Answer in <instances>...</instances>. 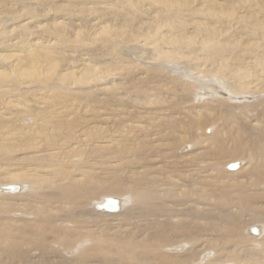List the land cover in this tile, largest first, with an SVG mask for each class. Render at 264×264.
I'll return each mask as SVG.
<instances>
[{
    "label": "bare ground",
    "instance_id": "bare-ground-1",
    "mask_svg": "<svg viewBox=\"0 0 264 264\" xmlns=\"http://www.w3.org/2000/svg\"><path fill=\"white\" fill-rule=\"evenodd\" d=\"M3 1L0 0V99L2 95H8L9 99L5 100V97L1 103L5 112L0 109V201H2L0 204L15 209L11 211L14 216L15 214L23 216L24 214L37 213L34 216L35 222H28L24 226L27 232L32 235L31 249L40 246L43 239L48 237L51 227H55L51 239L56 247L50 253L57 260L55 262L53 259L54 262H52L47 258L50 260L49 264H144L148 261L151 262L152 259H156L153 264H189L196 261L199 255L204 257L207 251L206 247L213 249L211 256L215 259L210 260L209 258L204 264L264 263L263 257L260 260L257 258L264 254V119L262 120L264 116L259 115L261 111L258 109V106L264 104V101L243 100L249 98L248 96L264 93V0H152L153 7L156 8L153 12L162 13L170 27L179 24V29L177 34L166 35L167 38H164L166 44L170 45L169 48H166L167 46L163 48L164 46L162 47L160 43H155L148 45L151 47L144 46V51L152 50L154 54L151 59L155 62H160L162 57L170 60L177 58V61L183 65L180 69L181 72L187 77L184 78L185 81H181V85H183L181 89L192 90V94L188 98L192 102L186 100L188 104L183 107L187 108V112L190 109L188 113L192 114L189 115L185 112L190 118L187 124L188 135H181L178 141L177 129L183 125L181 124L182 120L179 121L180 119L178 118V120L177 117L175 119L178 121L166 124L168 118L166 122L161 123L163 115L153 116L151 114L148 117L151 123L146 125L139 123L140 120H134L131 115H128L131 120L127 123L124 122V119L123 121L117 119L119 123H116L115 119L108 121L106 118H100V113H98L99 115L87 114V116L81 112L84 116L78 115V113L76 115L73 111L61 109L62 105L68 107L71 103H61L60 101L46 100L50 105L42 107H48L50 110L42 109L38 114L33 113L32 108L27 107L28 105L25 107L24 99L27 98L28 92L34 93L33 97L37 96L35 92L38 91L41 92V97L50 93L46 94L48 90H51L46 87L47 81L52 80L50 83L54 81L55 84L58 79V82L60 81L66 88L75 85V89H83L84 84L83 87L77 85L85 83L88 77L91 79L93 76L91 72L93 71L95 75L97 68L94 71L92 68L95 66L84 64L83 57L80 59L82 62L74 60L68 64L67 68L65 66L68 71L64 73L62 72L65 69L58 68L56 58L61 52L58 50L62 48L60 44L64 42L66 35L63 21L57 19L52 23L48 22L51 23L48 24L39 19L43 10L41 7H45V4L49 5L51 0H12L11 4L7 2L11 7H4L2 10ZM56 2L52 4L59 6V2ZM86 2L87 0L73 1L74 5L86 4ZM95 2L99 5H115V0ZM135 2L142 1L126 0L129 8H135L133 7ZM89 3L92 4V0H89ZM80 6L82 5L80 4ZM82 8L86 10L85 5ZM83 14L81 13V15ZM81 15L80 17H82ZM188 16L192 17V28L190 27V31H185L184 34L181 32L186 28V17ZM195 17L198 23L204 27H198L193 19ZM109 23L111 24V22ZM98 24L93 21L90 26L98 28L100 34L106 32L104 26ZM194 29L203 34L194 35ZM157 33L159 32L154 30L155 37ZM191 39H197L195 43L199 42L201 53L205 54L206 58L197 53L188 52L190 43L194 42ZM157 41H160L158 37ZM144 54L145 52L140 55ZM207 59L210 61L205 62ZM189 63L193 65H189ZM100 72L98 73L101 74ZM217 73L219 75L216 77L226 83H222L221 89L213 84L214 89L221 90L226 99L208 97L204 91L206 89L198 88L203 85L201 80L209 79ZM168 74L167 76L170 77ZM95 80L92 79L93 83ZM100 80L97 81L101 83ZM93 83L92 85H94ZM20 84L26 87L18 88ZM62 84L61 86H63ZM88 86L87 90L91 87L89 84ZM57 87L60 86L57 85ZM14 90L21 91L18 94L21 100L19 98V100L11 99ZM67 93L63 95H68ZM83 93L85 92L83 91ZM91 94L86 93L85 96ZM106 94L105 96L110 95ZM143 94L138 95L140 97ZM69 95L71 94L69 93ZM74 95L78 97L77 93ZM88 98L92 99L90 96ZM113 98L115 97H109L110 100ZM84 99L87 98L83 97ZM148 99L149 97H147ZM236 99H241V101L234 104L233 100ZM138 100L139 103L140 100ZM99 101L102 100L99 99ZM169 102L171 103V101ZM78 103L80 104V101ZM174 103L172 102V106L176 105H173ZM149 105L151 106V104ZM17 106L19 108L23 106L24 111L14 108ZM53 106L55 108L52 109ZM86 106L84 108H87ZM197 107L199 109H196ZM73 108L77 109L78 107L74 106ZM170 108L172 110V107ZM201 108L204 109L201 110ZM216 108L218 109L216 110ZM69 110L73 109L69 108ZM91 110L89 109V111ZM142 112L144 113V111ZM164 113L162 112V114ZM220 113H222L221 117ZM213 114H217V120ZM169 117L173 118L170 115ZM25 120L27 124H22V121L25 123ZM103 120L107 122H102ZM210 121L216 122L213 132L209 134L199 132L202 125H206ZM101 122L104 123V126L100 125ZM219 123H221V128ZM218 129L221 132V137L214 136V132ZM228 143L231 144L228 150L230 154H227L230 159L243 158L245 161L241 165L238 162L236 169L226 168L227 171H233L224 172L218 165L225 152H222L219 157L216 156V163L208 162V157L210 148H219L220 151H224ZM200 148H204V150L195 152ZM24 150L28 151L24 153ZM177 150L185 154L181 166L195 165L196 170V172L191 171L185 176L187 180L184 186L187 192L183 194L182 200H186L190 205L182 211L180 205H183L184 202H179L181 199L177 198V189L173 188L177 186V157H180L177 155ZM187 150L189 151L183 152ZM201 160H204L205 164L211 165L210 168L217 173L212 176L215 179L211 180L215 183L206 178L199 183L192 181L191 178L194 175L193 180L197 177L207 176L199 168ZM160 161L163 162V167L156 165ZM12 162H18L19 167L10 165ZM124 163L128 164L125 166L126 173L121 169V165ZM9 165L16 168H11ZM129 165L135 169L131 170ZM147 166L154 168L146 170ZM104 172L112 179L103 178ZM144 173L150 175L148 181L141 178ZM130 175L136 176L132 178ZM226 176H231L232 180L229 182L230 179ZM206 181L208 183H202ZM9 183L16 185L17 189L12 192L1 188ZM216 183L218 185L215 186ZM179 184L181 183L179 182ZM45 188L48 190L44 191ZM103 194L109 196H103ZM41 197H46V201L38 207L37 203L40 202L37 200ZM105 197L118 199L119 205L122 207H119L120 210L117 212L102 210L101 213H111L110 215L113 216L110 218H105L106 215L95 209V205L102 203ZM98 198L100 201L97 202ZM20 200L22 203H18ZM164 201L167 206L163 204ZM122 202L127 203L128 206L125 205L126 207L123 208ZM91 210L95 212H91ZM17 221L12 223L5 221L6 225L0 224V264H22L31 259L30 257L24 259L23 256L18 255L16 241L21 230L15 227L20 228L22 224H18ZM64 221H68L76 230L88 225L97 229L95 233L80 234L82 237L89 235L91 240L88 248L76 250L75 256L55 255V251L62 252V250L73 248L76 241L81 239L80 236H77L78 232L75 229L59 227V224ZM242 223V226L247 223H258L261 226H249L248 232L255 237L239 240L238 230L239 227L242 228ZM190 225L194 227L192 233L189 229ZM252 227L257 229V234L250 232ZM230 229L235 233L236 243H233L231 239L224 238ZM84 239L86 238H82V240ZM184 239L187 241V248L184 251L185 258L180 254L162 251ZM224 239L226 244L223 242ZM200 240L205 242L202 243L205 246L204 249L197 245ZM253 244L260 245L262 251L257 253L262 254L261 256L251 250ZM40 248L44 253L45 249L41 246ZM181 248L177 247L176 251ZM198 249H203V251ZM222 252L225 254L222 255ZM5 254L8 256L6 262L1 258ZM210 261L212 262L210 263ZM31 264L39 263L36 261ZM40 264L44 263L41 261Z\"/></svg>",
    "mask_w": 264,
    "mask_h": 264
},
{
    "label": "rangeland",
    "instance_id": "rangeland-1",
    "mask_svg": "<svg viewBox=\"0 0 264 264\" xmlns=\"http://www.w3.org/2000/svg\"><path fill=\"white\" fill-rule=\"evenodd\" d=\"M4 1H6L4 3ZM3 3H2V7L1 9L3 10L4 7H7V8H10L11 6L7 4V2H9L11 4V1L12 0H4ZM57 1V2H56ZM74 0H54V2L58 3L59 2V6H55L53 5L52 3L53 0L50 1L49 5L45 4V7H41L43 8L42 10V15H40L39 19L42 20V22H45V23H48V22H51L52 21H55L57 19L59 20H62L63 21V27H65V40H64V44L61 43V49L58 50L60 53H58L57 55V65H58V68L59 67H62L61 69H65L62 73H64L65 71H68L66 68L68 66V64L71 62V61H81L80 59L83 57L82 61H84L83 63L84 64H89L90 66H95L92 68V70H96L97 68V71H95V75H94V72L92 71V75L91 76V79L88 77V79L85 80V83H82L81 85H77V86H81L84 88L83 89H75L74 86H69L68 88L64 87V85L62 83H60V81L58 82V79L56 80L55 84L52 82L50 83V81L52 80H49L47 81L45 84H46V87L47 88H50L51 90H48V92L46 94H48L49 92V96L48 95H45L43 97H41V92L38 91V92H35V95H37L36 97H33V94L34 93H31L28 92L26 95H27V98L24 99V102H25V107L26 105H28L27 107L29 109L32 108V112L35 113V114H38L42 109L44 110H50L48 107L47 108H43L44 106L43 105H47L50 103H48L46 100H51V101H55V102H61V103H67V104H73V105H68V107H66L65 105H62L61 106V109L63 110H66L67 111H73V113H75L77 115H82V113L84 114H88V115H91L94 113L95 114H98L100 113V118L102 117L103 119L106 118V120L108 121H112V119H115L116 123H119V121L117 119H120L123 121L124 119V122L127 123L130 122V118L131 117H134V120H140L141 122L139 123H142V124H146V125H150V121L148 120V117H150V115L152 114L153 116H161L163 115V119L161 118V123H163V121H167L166 124H172V122L175 120L178 119L179 121L182 120V127L181 128H178L177 129V141L180 140V136L185 134V135H188V131H189V128L187 127V124H188V120L190 119L188 116L189 115H192V114H189V110L188 109V112H187V108H183V107H186L185 105L188 104L187 101L189 102H192L191 100H189V96H191L192 94V90L191 89H181L183 88V85H181V81H185L184 78H187L185 75H183V73L181 72V66H183L181 63H179L177 61V58L176 59H173V60H170V59H166L164 57L161 58L160 62H155L153 61L151 58L153 57V54L154 52H152V50H145L144 51V46L145 47H151V46H148V45H153L155 43H160V45H162L163 48H169L170 45L167 43L166 44V41L164 40V38L167 36L166 35H170V34H177L178 32V29H179V24H177V26L175 27H170L164 17V15L162 13H156V12H153L154 9H156L155 7H153V4H152V0H137V1H145L144 3L140 2V3H134L135 8H129L130 6H128V4L126 3V0H115V5L112 4V5H107V4H104V5H99V3H96L95 1H99V0H95L93 1L92 0V4L89 3V0H87L86 4L84 3H79L77 6L74 5L73 3ZM121 1V2H120ZM123 1V2H122ZM147 1V2H146ZM120 3V4H119ZM80 4L82 6H80ZM94 4V5H93ZM127 4V5H126ZM86 7V10H84L82 7ZM121 5H123L124 7H122ZM65 6L64 8H61ZM80 6V7H79ZM90 6V7H88ZM121 8H120V7ZM151 8H150V7ZM92 7V8H91ZM96 7V8H95ZM137 7V8H136ZM146 7V8H145ZM81 10H80V9ZM148 8V9H147ZM96 9V10H95ZM120 10L119 12L117 10ZM150 9V10H149ZM45 10V11H44ZM53 10V11H52ZM76 10V11H75ZM83 10V12H81ZM134 10V11H133ZM136 10V12H135ZM145 10V11H144ZM95 11V12H94ZM103 11V12H102ZM138 11V12H137ZM140 11V12H139ZM47 12V13H46ZM76 14H75V13ZM83 15H81V13ZM86 12V13H85ZM105 12V13H104ZM130 12V13H129ZM143 14H142V13ZM149 12V13H148ZM107 13V14H106ZM124 13V14H123ZM141 13V14H140ZM154 13V14H153ZM82 17H80V15ZM90 14V15H88ZM94 14V15H93ZM121 14V15H120ZM129 14V15H128ZM135 14V15H134ZM140 14V15H139ZM153 14V15H152ZM88 15V16H87ZM116 15V16H115ZM125 17H124V16ZM163 15V16H162ZM47 16V17H46ZM84 16V17H83ZM118 16V17H117ZM138 16V17H137ZM144 18H143V17ZM151 18H149V17ZM156 16V17H155ZM86 17V18H85ZM89 17V18H88ZM123 17V18H121ZM160 17V18H159ZM45 18V19H44ZM56 18V19H55ZM91 18H94V20H91ZM114 18V19H113ZM119 18V19H118ZM126 18V19H125ZM153 18H155L153 20ZM187 18V22L185 24L186 28L185 29H182V32L181 33H184L185 34V31L187 32L190 27L192 28V17H186ZM125 19V20H124ZM147 19V20H146ZM149 19V20H148ZM152 21H151V20ZM160 19V20H159ZM195 19V22L196 24H198V27L201 26L198 21H197V18H193ZM49 20V21H48ZM158 20V21H157ZM162 20V21H161ZM97 22L99 23L100 25L104 26V29L106 32H103V34H100L99 32V29L97 28H92L90 26V23L91 22ZM108 21V22H107ZM124 21V22H123ZM144 21V22H143ZM146 21V22H145ZM149 21V22H147ZM90 22V23H89ZM111 22V24L109 23ZM51 23H48V24H51ZM89 23V24H88ZM150 23H153V24H150ZM76 24V25H75ZM78 24V25H77ZM98 24V25H99ZM106 24V25H105ZM128 24V25H127ZM147 24V25H146ZM158 24V25H157ZM162 24V25H161ZM53 26V25H52ZM160 26V27H159ZM139 27V28H138ZM141 27V28H140ZM201 27H204V26H201ZM82 29V30H81ZM149 29V30H148ZM197 29V28H196ZM194 29L193 30V34L194 35H201L203 33H200V32H197V30ZM84 30V31H83ZM154 30L159 32L156 34V37L154 36ZM165 30V31H164ZM171 30V31H170ZM135 31V33H134ZM190 31V30H189ZM188 31V32H189ZM83 32V33H82ZM128 34H127V33ZM139 34H137V33ZM141 32V33H140ZM113 33H115V35H113ZM131 33V34H130ZM134 33V35H133ZM146 33V34H145ZM89 34V35H88ZM97 34V35H96ZM111 34V35H110ZM142 34V35H141ZM147 34H148V37H147ZM3 35V34H2ZM122 35V36H121ZM125 35V36H124ZM150 35V36H149ZM165 35V36H164ZM104 36H108L110 38H105ZM135 36V38H134ZM104 37V38H103ZM152 37V38H151ZM157 37L159 38L160 41H157ZM163 39H162V38ZM118 38V39H116ZM146 38V39H145ZM150 38V39H149ZM156 38V39H155ZM165 38V39H166ZM243 38V37H242ZM113 39V41H112ZM162 39V40H161ZM124 40H126L125 42H123ZM151 40H153V42H151ZM156 40V42H155ZM192 41L194 42H191L190 43V47H189V51L188 52H193V53H197L199 54L200 56H204L206 58V55L201 53V49H200V46H199V42L197 41V43H195V41L197 40H193L191 39ZM117 41V42H116ZM165 41V43H164ZM83 42V43H82ZM133 42V43H132ZM142 42V43H141ZM147 43L146 45L144 43ZM128 44V45H127ZM142 44V45H141ZM104 45V46H103ZM120 45V46H119ZM119 46V47H118ZM195 47V48H194ZM112 48V49H111ZM105 50V51H104ZM107 51V52H106ZM111 51H113L111 53ZM91 52V54H89ZM109 52V53H108ZM143 52H145V54L147 55H140L142 54ZM149 52V53H147ZM96 53V54H94ZM83 54V55H81ZM110 54V55H109ZM151 54V55H150ZM62 55V56H61ZM120 56V57H119ZM140 56V57H138ZM74 57V58H73ZM113 57V58H112ZM119 57V58H118ZM181 57V56H180ZM106 58V59H105ZM164 58V59H163ZM71 59V60H70ZM134 59V60H132ZM103 60V61H102ZM145 60V61H144ZM64 63H62V62ZM81 61V62H82ZM114 61V62H113ZM126 61V62H125ZM169 61V62H167ZM210 61L209 59H207L205 62H208ZM106 62V63H104ZM137 62V64H136ZM171 62V64H170ZM187 62V61H185ZM60 65H59V64ZM63 65H62V64ZM67 63V64H66ZM96 63V64H95ZM122 63V64H121ZM165 63V64H164ZM144 64H146L144 66ZM164 64V65H163ZM192 63H189V65H191ZM155 65V66H154ZM193 65V64H192ZM66 66V68H65ZM98 66V67H97ZM132 66V67H130ZM163 66V67H162ZM125 67V68H124ZM130 67V68H129ZM142 67V68H141ZM150 67V68H149ZM140 68V69H139ZM60 69V68H59ZM126 69V70H125ZM138 69V70H137ZM146 70V71H145ZM101 71V72H100ZM132 71V72H131ZM98 72H100L101 74H99ZM130 72V74H129ZM134 72V73H133ZM144 72V74H143ZM146 72V73H145ZM174 72V73H173ZM133 73V74H132ZM169 73V74H168ZM172 73V74H170ZM99 74V75H98ZM142 74V75H141ZM167 74L170 76L168 77ZM140 75V76H139ZM144 75V78H142ZM175 75V76H174ZM219 74H214L212 75L209 79H203L201 80L202 84L203 85H200L198 86L199 89H206L204 90L205 91V94L208 96V97H213V98H216V97H219V98H224L226 99V97L224 96V93L221 91V90H215L214 89V85H216V87L218 89H221V85L222 83H226V81L222 80L221 78H217L216 76H218ZM100 76V77H99ZM138 76V77H137ZM174 76V77H173ZM177 76V77H176ZM94 77V78H93ZM104 77V78H103ZM183 77V78H182ZM140 78V79H138ZM148 78V79H147ZM181 78V79H180ZM95 80V83H93ZM101 79V83L98 82L97 80ZM117 79V80H115ZM134 79V80H133ZM144 79V80H143ZM175 79V80H174ZM90 80V81H89ZM176 82H174V81ZM88 83H87V82ZM112 82V83H109V82ZM114 81V82H113ZM119 81V82H118ZM140 81V82H139ZM143 83H142V82ZM170 81V82H169ZM60 83V84H59ZM92 83L95 85H92ZM100 85H99V84ZM104 83V84H103ZM195 83V82H194ZM207 83V84H206ZM53 84V85H52ZM61 84L63 86H61ZM84 84V85H83ZM88 84L91 86L88 90H87V87ZM103 87H102V85ZM146 85V86H143V85ZM214 84V85H213ZM23 84H20V86L18 88H24L26 87L25 85ZM51 85V86H50ZM55 85V87H54ZM57 85H59L60 87H57ZM83 85V86H82ZM87 85V86H86ZM99 85V86H98ZM49 86V87H48ZM86 86V88H85ZM98 86V87H96ZM107 86V87H106ZM181 86V87H180ZM53 87L55 88L53 90ZM74 87V88H73ZM110 87V88H109ZM202 87V88H201ZM14 88V87H13ZM61 88V89H59ZM94 88V89H93ZM100 88H104L103 90L101 89L100 91ZM59 89V90H58ZM151 89V90H150ZM213 89V90H212ZM73 90V91H72ZM76 90V91H75ZM81 90V91H79ZM91 90V91H90ZM96 92H94V91ZM100 92L98 93L97 92ZM111 90V91H109ZM174 90H176L174 92ZM56 91V92H55ZM58 91V92H57ZM60 91V92H59ZM61 91H62V95H61ZM68 93H67V92ZM83 91L85 93H83ZM149 91V92H148ZM208 91V93H207ZM215 91V92H214ZM19 92H21L20 90H14L12 91V96H11V99L13 98V100L17 99L19 100L20 98L18 97V94H20ZM53 92V93H52ZM65 92V93H64ZM82 92V94H81ZM104 94H103V93ZM145 92V93H144ZM155 92V93H154ZM177 92V93H176ZM209 92H212V93H209ZM68 94L69 93L72 95H63V94ZM78 95V97H76V94ZM90 94L92 93L91 95H86L85 94ZM110 94L109 96H105V94ZM141 93L144 95L140 96ZM146 93H150L149 95L146 94ZM153 93V94H152ZM160 95H159V94ZM84 94V96H83ZM95 94V95H94ZM106 94V95H107ZM116 94V95H115ZM139 94V95H138ZM31 95V96H30ZM113 95V96H112ZM115 95V96H114ZM17 98H15V97ZM23 96V95H22ZM39 96V98H38ZM52 96V97H51ZM64 96V97H63ZM92 97V99L88 98V97ZM99 96V98H98ZM105 96V97H104ZM152 96H154V98H152ZM161 96V97H160ZM174 96V97H172ZM184 96H186L185 98H183ZM6 97V98H5ZM7 96L5 95H2L1 97V102H0V109L4 110L3 108V105L1 104L3 101H4V98L5 100L6 99H9L7 98ZM31 97H33V99H31ZM41 97V98H40ZM48 97V99H47ZM69 97V99H68ZM75 97V98H74ZM83 97L87 98V99H84L83 100ZM102 97V98H101ZM104 97V98H103ZM112 98V97H115L113 99H109ZM147 97H149L148 100H154V101H148L147 100ZM249 98H245L243 100H247V101H261L263 102L264 101V93L260 94V95H251V96H248ZM3 98V99H2ZM19 98V99H18ZM56 98V99H55ZM82 98V99H81ZM160 98V99H158ZM177 98V99H176ZM39 99V100H38ZM64 101H61L63 100ZM75 100V101H71V100ZM99 99H101L102 101H99ZM115 99V100H114ZM140 100V102L138 103L137 100ZM142 99V100H141ZM146 99V100H145ZM169 99V100H168ZM176 101L174 103L173 100ZM21 100V99H20ZM86 100V101H85ZM138 100V101H139ZM145 100V101H143ZM187 100V101H186ZM80 101V104L78 103ZM134 103H132V102ZM165 103H164V102ZM168 101H171V103L169 104ZM241 101V99H236V100H233V103L234 104H238L239 102ZM43 102H45L46 104H44ZM91 102V103H89ZM94 102V103H93ZM117 102V103H116ZM142 102V103H141ZM144 102V103H143ZM149 102V103H148ZM153 102V103H152ZM157 105H155L156 103ZM162 102V103H161ZM172 102L174 103L173 105L175 106H172ZM183 102H185L183 104ZM198 103H200V101H197ZM78 103V104H76ZM82 103H85V104H82ZM86 103H87V106H86ZM89 103V104H88ZM91 104V106H90ZM148 107H147V105ZM151 104V106L149 105ZM152 104H154L152 106ZM159 104V105H158ZM162 107H161V105ZM164 104H169L167 106H165ZM183 104V105H182ZM205 103L203 102V105ZM20 105V104H19ZM22 105V104H21ZM61 105V104H60ZM80 105V106H79ZM87 108H84L85 106ZM89 105V106H88ZM93 105V106H92ZM95 105V106H94ZM117 105V106H116ZM120 105V106H119ZM164 105V107H163ZM182 105V106H181ZM43 106V107H42ZM72 106V107H70ZM75 106V108L78 109H74L73 107ZM77 106V107H76ZM84 106V107H83ZM142 109H141V107ZM160 106V107H158ZM35 107H37V111L36 109L33 110ZM84 108L83 110L87 113H85L82 108ZM146 107V108H145ZM166 107V108H165ZM168 107V108H167ZM172 107V111L171 108ZM178 107V108H177ZM190 107V106H188ZM200 107V106H199ZM199 107H197L196 109H199ZM215 107V106H214ZM16 108L17 110H20L21 111H24V107L23 106H17V107H14ZM55 108L54 106L52 107V109ZM70 109H73V110H69ZM159 108V109H158ZM163 110H161V109ZM174 108V109H173ZM177 108V109H176ZM23 109V110H22ZM89 109L91 111H89ZM111 109V110H110ZM157 109V110H155ZM165 109H169L168 113L167 111H165ZM195 109V110H196ZM204 109V108H203ZM201 108V110H203ZM218 108H216L217 110ZM258 109L261 111V113L259 115L261 116H264V104H260L258 106ZM151 110V111H150ZM179 110V111H178ZM1 111V110H0ZM75 111V112H74ZM129 111V112H128ZM144 111V113L142 112ZM146 111V112H145ZM156 111V112H154ZM157 111H159L158 114ZM165 114H162V112ZM172 111V112H171ZM177 111V112H175ZM183 111V113H182ZM5 112V110L3 111ZM80 112V114H79ZM82 112V113H81ZM132 112V113H130ZM150 112V113H149ZM177 113L176 115H173L175 113ZM180 114H179V113ZM189 114V115H186V113ZM218 112V111H216ZM129 113V114H128ZM156 113V114H155ZM170 113V114H169ZM145 116V117H143ZM149 114V115H148ZM168 114V116H167ZM183 114V115H181ZM87 115V116H88ZM99 115V114H98ZM131 115V117L129 116ZM169 115L173 118H170ZM185 115V116H184ZM215 115V114H213ZM217 115V114H216ZM215 115V118L216 120L218 119ZM222 113H220V117H221ZM84 116V115H82ZM175 116V117H174ZM187 116V118H186ZM121 117V118H120ZM138 117V118H137ZM143 117V118H142ZM177 117V119H175ZM129 118V119H127ZM145 118V119H144ZM168 118V119H167ZM171 119H173L172 121H170ZM264 119V117H262V120ZM126 120V121H125ZM177 120V121H178ZM21 121V120H20ZM105 120H103L102 122H104ZM118 121V122H117ZM156 122H158L157 119H155ZM25 123H23L22 121V124H27L26 120L24 121ZM101 122V123H102ZM107 122V121H105ZM144 122V123H143ZM155 122V123H156ZM164 122V123H165ZM173 122V123H174ZM220 122V121H218ZM154 123V124H155ZM215 123L216 122H213V121H210V123L208 122V124L206 125H202L201 129L199 132H205L207 134L209 133H212L213 130H214V127H215ZM153 124V123H152ZM157 124V123H156ZM155 124V125H156ZM102 126H104V123L100 124ZM165 125V124H164ZM219 126L221 128V123H219ZM205 128V130H203ZM224 132V131H223ZM234 132V131H233ZM236 133V132H234ZM214 136H220L221 137V132L219 131V129L214 132ZM169 139V138H168ZM167 139V140H168ZM229 139V138H228ZM166 140V142H167ZM164 142H165V139H164ZM231 147V144L228 143L225 147L226 150L224 151H220L219 148H210V156L208 157V162L210 161H213V162H217V159H216V156L219 157L222 155V152H225L224 155H223V159L221 160V162L219 163V168H221L222 171L224 172H228V171H233V170H228L226 169V165L229 164V163H234V162H239L240 165L243 164V162L245 161L243 158H236V159H230V157L227 155V154H230V151H228ZM180 149V148H179ZM204 150V148H200V149H197L195 152H199V151H202ZM25 151H28V150H24V153ZM189 150L187 151H183V152H188ZM177 155H180V157H177V186H174L173 188L174 189H177V198L181 199L179 202L183 201L184 204L183 205H180V208H181V211L182 210H185L186 208H188V206L190 205V203H188L186 200H182L184 197H183V194L187 192V189L186 187L184 186L186 184V180H187V177H185L186 175H188L191 171H195V165H192L190 167H186V166H181V164L184 162V158H185V154L182 153V151L180 152V150H177ZM188 156V155H186ZM238 159V160H237ZM224 160V161H223ZM205 161L204 160H201L199 161V168L202 170V172H204L205 174H207V176H201V177H197L195 180L194 177L195 175L191 178L192 181H195L196 183H199L201 182L202 179L206 178L208 179L210 182L212 183H215L214 181H211L212 179H215V177H212V176H215L217 173L215 172L214 169H211V165H207L204 163ZM226 163L224 165V163ZM21 163V162H19ZM10 165L12 166H16V167H19L18 165V162H12ZM9 165V167H11ZM128 165V164H122L121 165V169H123L125 171V173L127 172V168H125V166ZM156 165H161L163 167V162L160 161L158 163H156ZM16 167H11V168H16ZM130 169L133 170L135 168H131V166L129 165ZM148 168H154V167H151V166H147L146 167V170H148ZM103 178L106 177V178H109V179H112L107 173L104 172V174L102 175ZM132 178L135 177L136 175H130ZM149 176L150 175H147L146 173H144L141 178L143 180H146L148 181L149 180ZM227 178H229V182L232 180L231 176H226ZM176 179V178H175ZM130 181V180H129ZM179 182L181 184H179ZM202 183H208L207 181L206 182H202ZM9 184H12V183H9ZM3 185V184H1ZM215 186L218 185L217 183L214 184ZM213 185V186H214ZM227 188H229L230 186H226ZM44 191H47L48 189L45 188L43 189ZM17 193V192H16ZM102 196V195H101ZM100 196V197H101ZM103 196H109V195H104ZM99 197V198H100ZM96 199V201L98 202V200L100 201V199ZM46 201V197H41L39 200H37V202H40V203H37V206L40 207L42 203H44ZM95 201V202H96ZM2 202V201H0ZM18 203H22V201H18ZM124 204V207L125 208L126 206L129 205V201H128V205H126L127 203H124L122 202L121 206H123ZM163 204L165 206H167V203L164 201ZM126 205V206H125ZM122 208V207H120ZM119 208V210H120ZM12 210H15L11 207H8V206H5V205H1L0 204V224L2 225H6L5 223H12L14 221H17L18 224H22V227L18 228V227H15L16 229L18 230H21L20 231V236L18 237L17 239V250H18V255H21L23 256V258L25 259V257H30L31 259L29 261H27L26 263H22V264H31V263H35L36 261H38V263L40 264L41 261L44 263V264H49L50 260L52 262L53 259L55 260L56 262V258H54V256L51 255V251L53 250V248L56 247L55 243L52 241L51 239V235L53 234L54 232V229L55 227H51V230L48 232V237L43 241L42 243L40 244V246L45 249V252L42 253L41 251V248L40 246L36 247L35 249H31V244H30V239L32 237L31 233L27 232V230L24 228V226L28 223V222H35V215L37 214L36 212H34L33 214L29 215V214H24L23 216L20 215V214H15V216L13 214H11V211ZM94 211V210H93ZM91 210V212H93ZM95 212V211H94ZM97 212V211H96ZM99 213L103 212L102 210H98ZM103 215H106L107 217L105 218H110V216H113V215H110L111 213H107L104 212V213H101ZM115 214V213H113ZM117 214V213H116ZM11 215V216H10ZM109 215V217H108ZM13 216V217H12ZM116 216V215H114ZM10 217V218H9ZM9 218V219H8ZM17 218V220H16ZM112 218V217H111ZM8 219V220H7ZM6 221V222H5ZM21 222V223H20ZM248 224V225H247ZM245 224L244 226L243 223L241 224L242 228L239 227V230L242 229V230H238V233L240 234V236L238 237L239 240L242 239V240H245L246 238L250 237H255L253 235H251L249 232H248V227L249 226H257V227H260V225H258V223H254V224H249L247 223ZM65 225V226H64ZM14 227V226H12ZM59 227L60 228H63V229H66L68 228L69 230H73L75 229V227H72V224H70L68 221L67 222H62L59 224ZM72 227V228H70ZM86 227V228H85ZM83 228H79V229H75L77 233V236H80V234H86L88 232H91V233H95L97 231L96 227L94 226H91V225H88V226H85ZM247 227V228H246ZM191 233H192V230L194 229V227L192 225H190L189 227ZM130 230V229H129ZM246 230V231H245ZM79 234V235H78ZM260 234V233H259ZM245 235V236H244ZM81 239L79 238L78 241H76L75 243V246L71 249H67L66 251L62 250V252H59V251H55V255L56 256H59V255H62V256H75L77 253L78 250L80 249H85V248H88L89 246V242L91 240V237L89 235L85 236V237H82L80 236ZM89 237V238H88ZM82 238H86L84 240H82ZM224 238H227V239H231L233 243H236V237H235V233L232 229L229 230L228 232V235ZM245 238V239H244ZM200 242V243H199ZM197 242V245H199V247L201 248H205V246L202 245V243H205L203 240ZM224 244H226V241L225 239L223 240ZM78 246V247H76ZM253 246H255L253 248ZM257 246V247H256ZM177 247H182L181 250H177L176 251V248ZM210 247V246H209ZM251 247V246H250ZM75 248V249H74ZM187 248V241L184 239V240H181V241H177V243H174L173 245H170L168 246V248L166 249H163L162 251L164 252H167V253H170V254H180L181 257L183 256V258H185L186 255H184V251L186 250ZM252 251L254 252H260L261 250V247L260 245L258 244H253L252 247H251ZM203 249H198V250H201L203 251ZM77 250V251H76ZM205 250H207L205 252V256L206 258L203 257V255H199L197 258H196V261H192L190 262L189 264H204L207 262V259L210 258V260H213L215 258H212L211 256V253L213 251L212 248H205ZM262 251V250H261ZM59 252V253H58ZM20 253V254H19ZM62 253V254H61ZM75 253V254H74ZM209 253V254H208ZM59 254V255H58ZM225 252H222V255H224ZM257 255H260V253H257ZM262 255V254H261ZM260 255V256H261ZM264 255V254H263ZM261 256V257H257L260 259H262V257L264 258V256ZM220 256V255H219ZM225 257V256H224ZM2 259H4V261L6 262L8 260V256L7 254L3 255L1 257ZM47 258H49L50 260H47ZM226 258V257H225ZM156 259H152L151 262H146L144 264H153L154 261ZM204 260V261H203ZM246 261V260H245ZM212 261H210L211 263ZM231 263H234L233 261H231ZM236 264H238V262H235ZM246 264V263H245ZM260 264H264V263H260Z\"/></svg>",
    "mask_w": 264,
    "mask_h": 264
},
{
    "label": "water",
    "instance_id": "water-1",
    "mask_svg": "<svg viewBox=\"0 0 264 264\" xmlns=\"http://www.w3.org/2000/svg\"><path fill=\"white\" fill-rule=\"evenodd\" d=\"M238 167V162L229 163L226 165V168L228 169H236ZM3 190L7 191H15L17 189L16 185L14 184H6L1 187ZM119 200L113 199L111 197H105L102 203L96 204L95 209L96 210H103L107 212H117L119 210ZM250 232L252 234H257L258 231L254 227L250 229Z\"/></svg>",
    "mask_w": 264,
    "mask_h": 264
}]
</instances>
